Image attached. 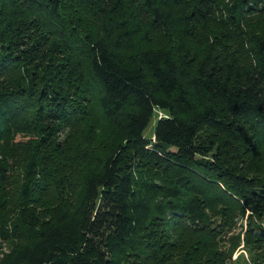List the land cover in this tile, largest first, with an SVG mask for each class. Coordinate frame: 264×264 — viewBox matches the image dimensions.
I'll return each instance as SVG.
<instances>
[{"label":"trees","instance_id":"trees-1","mask_svg":"<svg viewBox=\"0 0 264 264\" xmlns=\"http://www.w3.org/2000/svg\"><path fill=\"white\" fill-rule=\"evenodd\" d=\"M247 213L264 264V0H0L2 264H228Z\"/></svg>","mask_w":264,"mask_h":264},{"label":"rangeland","instance_id":"rangeland-1","mask_svg":"<svg viewBox=\"0 0 264 264\" xmlns=\"http://www.w3.org/2000/svg\"><path fill=\"white\" fill-rule=\"evenodd\" d=\"M161 117H166V114L160 112L157 113L156 117L153 119L150 126L144 133V136L146 138H151L154 136L157 120ZM146 172L148 173V171H142V173H146ZM16 175H19V173H17ZM248 216L249 213H247V217L245 218H241V217L239 218L237 216H234V218L232 219V223L230 224V228L226 226L224 230L219 231L220 234L218 235L219 238L217 240L218 242L220 241L219 243L220 248H223L226 251H229L232 248V242H231L232 238L238 237L241 240L240 246L236 249L232 257V260L228 264H254V262H256L258 251L257 250L249 251V249L247 250L245 248V244H244L245 234L248 229ZM11 220H12L11 222H15L16 218L13 219L12 217ZM173 232L174 235H177V233H179V236L177 235L176 237L178 239L181 238L180 239L181 243H184L187 246L192 245L196 240L199 239L198 235L186 233L182 230H175ZM205 238L206 240H209L208 236H205ZM17 246H18L17 243L8 242L0 239V264H2L3 261H5L14 252ZM181 256H186V254H181ZM181 260H183V258H181Z\"/></svg>","mask_w":264,"mask_h":264}]
</instances>
